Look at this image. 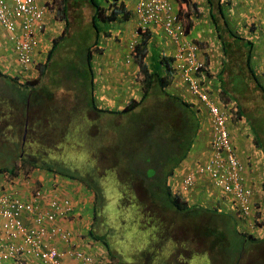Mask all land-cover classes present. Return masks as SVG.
<instances>
[{
	"label": "trees",
	"instance_id": "trees-1",
	"mask_svg": "<svg viewBox=\"0 0 264 264\" xmlns=\"http://www.w3.org/2000/svg\"><path fill=\"white\" fill-rule=\"evenodd\" d=\"M207 1L217 42L215 46L213 45V48L207 47V44L197 42L199 44L198 54L200 60L203 61L204 67L208 70L205 85L201 79V72H205V70L202 68L195 74L200 83V93L202 95L210 94L217 87V83H220L222 88L218 91V94H220L221 103L231 104L229 102L235 101L234 103L238 108L237 118L244 119L247 122L254 136V145L261 150L264 156V84H262L255 71L253 62L254 41L242 36L240 30L231 25L228 3L225 0ZM54 2L59 4L57 17L60 22L64 23V27L61 35L50 43V48L44 60L40 63L38 61L32 63L27 70L29 78L20 82L19 79L9 77L0 70L2 81L0 84V172L15 176L20 170H26L27 172L38 169L41 170V173L50 172L54 176H62L69 180L78 181L89 188L95 196L91 210L95 223L93 222L94 224L91 226L90 235L96 241L103 242L112 255L113 248L108 243L109 238L102 234L104 226H100V218H102L101 214L106 202L102 192L101 179L96 178L95 174L89 172L94 169L93 166H90L89 170L86 167L85 172H79L77 167H75V170L72 168V170L66 162H62V159L50 155L49 150L51 148L47 142L51 139L46 138V136L50 129L51 132L53 131L54 122H63L61 119L64 116L69 119V124L64 128L63 132L65 133L63 136L66 137L68 133V137H71L77 146L82 144L85 135L87 136V131L93 126L92 121L89 119V115L92 114L111 117L125 116L128 117L129 124L132 123L140 127L142 126L141 121L138 116L133 115V112L150 97L154 96L161 99V109L158 110L161 116L159 120L157 118L153 119L150 127H152L153 134H155L158 127L160 128L161 131L158 132L161 134V143L164 150L161 146V175L154 177L152 183H144L150 193V198L156 205H159V209L162 207L165 210L186 215L193 221L199 231V243L208 249L203 254L212 256L216 251L218 253L217 257H219H216L218 260L220 259L222 262L224 259L226 263L232 261L234 263L237 261L238 255L244 256V251H248L250 247L257 253L261 248L257 249L256 244L264 245V243L257 241L264 240H257L255 237L241 232L237 229L234 218L228 213H223L231 203L237 202L236 194L242 193L246 198L249 197L255 183L247 184V182H243L240 191L232 190L229 192L228 195H231V200L226 204L223 212L217 208L219 203L214 199H202V204L205 201L213 203L209 210L199 206L198 199L191 200V204H189L188 198L185 199L180 191L179 193L178 190L176 192L169 184L175 171L181 168L190 151L194 146L197 147L198 143L203 140L204 135L200 130L201 120L194 110L195 100H191L190 103L167 91L175 72L171 60L164 58V56L161 60V64L164 65L163 68L166 69L165 74L163 70L152 71L149 69L146 58L149 53L152 32L149 29L138 28L136 33L141 38V42L132 45L133 50L129 56L140 67L144 76L145 92L141 101L132 100L121 111L102 108L98 104L99 93L101 92H96L97 75L94 64L95 55L104 53V49L100 46V39L104 34L102 30L107 25L121 19L130 21L133 17L132 13L123 0H54ZM178 19L185 28V33L189 34L191 31L190 21L184 26L185 20L183 21V17L178 16ZM104 35L109 36V34ZM75 37H77L75 40L79 42L78 44L85 40L86 47L78 55L69 52L70 60L65 59L62 53L68 47L71 51L69 43L73 42ZM134 39L136 42V36ZM34 59H36V56ZM185 68L187 69L188 66H185ZM252 89L258 92L261 99L256 113L249 111L242 104L247 96L246 93ZM119 90L122 92L125 87ZM63 92L71 95L70 100L73 105L68 107L62 105L61 108H57L59 104L57 102L58 95ZM198 95L196 94V99L199 100V103H202ZM55 108L58 109V112L55 111ZM78 113H81L82 117L76 126L81 131L77 136H73L74 134L71 136L69 132L73 131L72 125L75 124L71 121L77 118ZM60 115H62V118H60ZM42 123L47 127H44L45 125L43 126ZM127 126L124 128H127ZM120 131L125 132L124 129H119L118 135ZM118 137L121 144L125 145L127 137L123 140L120 139V135ZM135 140L138 143L139 138H137V135ZM35 142H40V148L33 149L32 145ZM148 147V143L144 147H140V151H136L133 155V160L143 159L142 157L145 158V156L146 161L155 159ZM90 155H92V152ZM93 164L94 162H92ZM155 173L157 174L156 171ZM31 174L27 173V175ZM86 174L91 180L86 177ZM92 179L100 181V186L95 187L92 184ZM103 186H108V184L103 183ZM213 186L215 185L213 184ZM117 204L121 208H125L122 202ZM107 228L109 229L108 226ZM109 231L114 235L111 229ZM167 238L168 232H165L164 241ZM120 256L122 259L123 256ZM263 262V257H260L254 264Z\"/></svg>",
	"mask_w": 264,
	"mask_h": 264
},
{
	"label": "rangeland",
	"instance_id": "rangeland-1",
	"mask_svg": "<svg viewBox=\"0 0 264 264\" xmlns=\"http://www.w3.org/2000/svg\"><path fill=\"white\" fill-rule=\"evenodd\" d=\"M128 24L131 25L134 23L128 22ZM211 24L212 23H210V26ZM122 32H124V34H119L116 40V42L118 43V52H112V45L110 41L106 42L108 54L117 57L115 62H117V60H119L120 58V56L115 55V53H120V51L123 52L122 59L117 64H114V70L120 73H117V75L113 74L116 76L114 80L119 81L121 84H115V86H119L118 90H116L115 86H112L113 88H111V91L114 93H99L98 99V104L100 107L112 110L123 109L127 104V101H129L130 96H135L137 97V99L141 98V94H139L138 92L139 90L135 89L134 92H132L133 95L132 93L130 94L129 91L131 89H134V84L132 83L134 82V78L136 77L137 69V66L133 62V60L130 65L126 64L128 63L127 59H129V55L131 52L129 45L136 44L134 35H131L130 32ZM118 37H121V39H118ZM123 38H127L125 42L122 41ZM75 39H77V37L74 38L73 42L69 43L71 51H69L68 47L62 53L64 54L65 59L68 58V60H70L69 52H71L72 54L77 53L78 55L85 49V40H83L82 43L78 44L79 42ZM166 45L167 44H165V46H162V48H166ZM124 46H126L125 51L123 50V48H125ZM97 59L98 58H96V60ZM263 60L264 53L261 54L258 63H261ZM100 64L103 68V58L98 59L97 65L95 67L98 68V65ZM19 67L20 72H15V74L24 75V67ZM124 72H126V74H121ZM137 79L138 77L136 78V80ZM109 80L110 82L112 81V76ZM261 80H264V76L261 77ZM125 81L126 83L130 84V87L127 90L125 89L120 92L119 89L123 87ZM1 83L2 81L0 79V84ZM246 94L247 96L243 100L242 104L249 111L256 113L261 103L258 92L255 89H252ZM71 98L72 97L71 95H69V93L67 94L63 92L62 94H59L57 99V102L59 104L57 105V108H61L62 105H66L67 107L73 105L72 101L70 100ZM141 107L142 108L137 109V112L133 113V115L140 114L139 120L142 124V126L140 127H137L132 123L129 124V120L127 119L128 117L125 116L111 117L99 116L97 114L89 115V119L90 121H92L93 126L87 131V136L85 135V143L83 141L82 144H78L80 147L76 145L75 141H73L71 137H68V133L66 137L63 136V134L65 133L63 132V130L68 126L69 119L65 116L62 118L63 114L60 115V118H62L61 120L63 122H54L53 131L51 132L50 129L46 136V138L51 139L47 142V144H49L51 148L49 150V154L57 156L58 159H62V162H66V164H68L71 169L73 168L75 170V167H77L79 172H85L86 167L89 170V167L93 166L94 169L89 172L95 174L96 178L101 179L100 181L102 182L103 187L102 192L104 194V199H106V202L101 214L102 218H100V226H104V231L102 234L106 235V237L109 238L108 243L113 248L112 255L110 253L108 255L110 264H220L218 263L220 259L218 260L216 258L218 256V253L216 251L215 253H213V256L203 254V252L207 248L206 246L199 243V231L196 229L195 224L189 217L165 210L162 207L161 209H159V205H156L155 202L150 198V193L146 189L144 183H150V179L153 177H157V175L161 172L156 171V174V168H147L149 166H146L145 163H140L133 166V154L136 153L135 151H140V147H144V143L148 142V149L150 150L153 157L158 158V164L161 170V146L162 150H164V147L161 143V134L160 132H158L161 131L160 128L158 127L155 134H153V131L151 130L152 127H150L151 121L153 119L155 120V118L159 120V117L161 116L158 113V110L161 109V99L157 97H151ZM57 108H55L56 112H58ZM143 110L146 114L141 113ZM81 117V113H78L77 118L71 121L75 123L72 125L73 131L69 132L71 136L72 134H74L73 136H77L78 134H80L81 130L76 126V124L79 123ZM42 125L44 126L45 124L42 123ZM126 125H128L127 128H124ZM237 125L245 128L247 127V122L244 119H238L234 123V127H236ZM44 127L47 126L45 125ZM119 129H124L125 132L128 131L127 133H125L124 131H120L119 133L121 140L127 137V139H125V145H122L118 140ZM140 133H142V136H144V140H142L141 138L137 143L135 140V136L140 135ZM32 147L33 149L40 148V142H35ZM195 147L196 146H194L191 150L190 155L195 154L194 156H196L197 151H195ZM198 149H200V147ZM91 152L92 155H90ZM142 158L145 162L146 156L145 158ZM260 161L262 162V160ZM92 162H94L93 165ZM148 162H150V160H148ZM128 167H134V169L140 171L139 173L136 172L132 174L135 177V180L140 181V184H137V186L133 185L134 181L132 183V181L130 180V175L128 176V178H126L127 176L125 175V173H128ZM152 167H155L153 163ZM115 173L118 174L117 177ZM141 173L143 175H141ZM86 177L90 179L88 175ZM63 179L66 181H71L66 178ZM143 179L145 182H143ZM100 181L94 179L92 181V184L95 187H98L100 186ZM125 181H129L131 183L133 192L128 190V185L121 186L119 184V182L125 183ZM78 183L76 181V183L70 185L79 189L80 186L78 185ZM103 183L108 184V186L104 187ZM80 191L83 197L88 201L87 209L89 211V215L87 216L86 220H88L90 224L89 226H92L95 221L90 212L94 205V195L89 188H86L83 185ZM122 192H126L123 201H121V199L117 201ZM180 193L185 198L191 197L190 195L194 194L193 192L191 193L190 190H187L185 188H182V190H180ZM118 202H122L125 208H121L117 204ZM199 206H202V208L208 210L213 206V203L205 201V203ZM262 213H264V210ZM161 221L165 226H163L162 232L169 231L167 238L169 242L167 243L168 248L167 244L166 246L162 244L163 235L161 234ZM254 225L255 222H252L253 228ZM107 226L114 232V235H112L113 233L109 231ZM257 226H260L259 223H257L255 227ZM241 230V232L248 234L245 230ZM253 237H255L257 240H264V229L262 233H257ZM180 241L183 243L181 244V246H179L178 243ZM257 242L264 243V241ZM256 245L257 249H262V253L261 249L258 250L257 253H255L252 250V247H250L248 251H244V256L238 255L237 261H235L234 263L232 261L226 264L256 263L260 257L264 256V245L258 243ZM104 247L106 248V246ZM225 252L227 253V251ZM120 255L123 256L122 259ZM168 259L170 263L166 262ZM216 259L217 262L214 263L213 261ZM261 264H264V262Z\"/></svg>",
	"mask_w": 264,
	"mask_h": 264
},
{
	"label": "built area",
	"instance_id": "built-area-1",
	"mask_svg": "<svg viewBox=\"0 0 264 264\" xmlns=\"http://www.w3.org/2000/svg\"><path fill=\"white\" fill-rule=\"evenodd\" d=\"M46 13L39 0H0V23L12 35L18 60L26 68L35 61L39 36L47 30ZM137 13L143 29L159 24L176 42L184 34L168 0H141ZM198 52L195 44L185 43L178 55V67L213 120L212 154L196 172L184 178L183 186L190 189L197 175L206 174L216 187L227 192L240 191L242 169L234 154L229 129L234 104L214 102L209 95L200 93L199 80L194 78L205 67ZM50 183L54 193H48L46 183L38 187L34 174L12 176L0 172V264H66L55 242L72 244L75 235L64 228L61 221L71 220L76 209L73 200L64 194L60 179L55 178ZM236 195L245 197L242 193ZM73 256L83 264H106L83 251L73 252Z\"/></svg>",
	"mask_w": 264,
	"mask_h": 264
},
{
	"label": "crops",
	"instance_id": "crops-1",
	"mask_svg": "<svg viewBox=\"0 0 264 264\" xmlns=\"http://www.w3.org/2000/svg\"><path fill=\"white\" fill-rule=\"evenodd\" d=\"M139 0H124L127 8L132 13V19L130 21H125L123 19L118 22L113 23V25H109L107 30L114 33V37H110L109 41L112 45L111 51L118 52L117 49V36L121 33L124 34L130 32L136 36V41L141 42V38L137 35L139 20L135 14L136 7ZM171 6L174 8L175 12L183 17V21L185 20V24L187 25L188 21H190L191 31L188 35L184 37L187 41L199 42L201 44H207V47L213 48L215 46L216 36L214 35L212 24L210 26V15H209V5L207 0H168ZM228 3V13H229V21L231 25L240 30L242 36L249 38L254 41L255 44V52H254V66L255 71L262 82L264 84V80H261V77L264 76V60L261 63H258L261 54L264 53V0H225ZM40 6H42L46 11V26L47 30L45 35L42 37V42L40 46V52L36 53V60L41 62L44 60L46 56V48L50 47V43L52 40L56 39L60 32L63 30V24L57 19V11L59 9V4L55 3L54 0H40ZM128 22H133L134 24L129 25ZM210 30V31H208ZM150 31L152 32V37L149 45V56L146 59L148 66H151V61L153 59V53L161 52V49H166V56H174L176 52V46L171 42L169 38H167L163 28L161 25L152 24L150 27ZM116 36V37H115ZM121 39V37H118ZM127 38H123L122 41L125 42ZM166 48H162L165 46ZM165 43V44H164ZM106 47V42L103 43ZM103 46V47H104ZM123 50H126V46H124ZM212 50V49H211ZM115 55H119V60L116 61L115 56L109 55L108 50L106 48L104 55L97 56L96 58H103L104 67L102 68L101 64L98 65L97 71L100 73L101 80L99 81L98 92L100 91L102 94L111 92L113 84L120 83L117 80L115 75L120 73L114 70V64H117L123 56V52L115 53ZM95 58V65H97V61ZM36 61V62H37ZM214 65V64H213ZM152 67V66H151ZM154 68V66H153ZM0 69L8 74L12 73L13 75L20 72V67L18 66V62L16 61L15 55L13 53V44L10 41L9 34L5 33L0 27ZM20 74V73H19ZM115 74V75H113ZM126 74V72L121 73ZM17 75V74H16ZM24 76V75H20ZM112 76V81L110 82V78ZM121 84V83H120ZM123 87L127 90L130 87L129 83L126 81L123 84ZM116 90H118L119 86H115ZM123 91V90H122ZM130 91V90H129ZM170 91H173L175 95L180 96L183 99L193 100L191 99V95L188 93L187 88H183L182 86H173L170 88ZM114 93V92H112ZM196 103V100H195ZM200 107V106H199ZM202 120L207 123L209 121L208 111L207 109H203L202 114L200 115ZM248 128L237 125L233 128V137L232 142L237 147V156L240 162L245 166V181L248 183H255L257 188V194H261L260 186L264 183V156L261 150L252 145L251 139L247 136ZM203 132L204 138L201 140L197 147H195V151L198 154L204 155H196V161L192 163L191 167H196L198 165L199 159L207 158L209 149L206 146L207 142H211L212 136H210V127L206 126L201 133ZM200 147V149H198ZM256 150V151H255ZM252 157V158H251ZM198 159V160H197ZM262 160V162L260 161ZM256 163V164H253ZM191 168L186 166V168H182V173L177 171L176 175L178 179L176 180V184L179 185L178 189L182 190V177L184 174H188ZM184 173V174H183ZM66 182V181H65ZM48 189V193H54L52 189L53 184L49 183L48 186L45 184ZM176 187V186H175ZM199 192L196 194L190 195L193 200H202L205 198H209L210 200H216L212 194L217 195L218 191L212 189L208 183L204 185L198 186ZM64 193L67 194L74 202L76 219L61 221L63 223V227L73 231L75 235L72 244H65L60 240L56 241L55 244L60 252L64 254L63 260L66 264H83L82 262L75 259L73 256V252L78 250H82L84 252L90 253L95 256L98 261L105 262L108 260V251L105 250V247L101 245L99 242L90 241L92 237H90V229L88 220H86L89 215V211L87 209L88 201L83 197L81 191L77 190L75 187L70 186L66 182V187L64 188ZM91 213V212H90ZM90 241V242H89ZM110 263V262H109Z\"/></svg>",
	"mask_w": 264,
	"mask_h": 264
},
{
	"label": "clouds",
	"instance_id": "clouds-1",
	"mask_svg": "<svg viewBox=\"0 0 264 264\" xmlns=\"http://www.w3.org/2000/svg\"><path fill=\"white\" fill-rule=\"evenodd\" d=\"M101 1H104V0H101ZM124 1V0H123ZM141 0H139L138 1V4H139V2H140ZM125 3V2H124ZM39 4H40V0H39ZM137 4V5H138ZM174 9V8H173ZM46 11V10H45ZM175 11V10H174ZM47 12V11H46ZM176 13V12H175ZM135 14H136V16H137V18H138V20H139V24H138V28H141L140 27V18H139V16H138V13H137V7H136V11H135ZM46 15H47V13H46ZM58 16V11H57V15H56V17ZM177 16H179L178 14H177ZM182 16V15H181ZM47 18V17H46ZM57 19H58V17H57ZM59 20V19H58ZM60 21V20H59ZM118 22V21H117ZM62 23V22H61ZM110 26L111 25H113V23L112 24H109ZM109 25H107L102 31H103V33L104 34H109V36H107V35H104L103 34V36L101 37V39H100V46L104 49V53H105V50H106V47L103 45V43H105V42H107V41H109V38L111 37H114V31L113 32H111V31H109V30H107L108 28H111V27H109ZM152 25V24H151ZM151 25L149 26V27H147L146 29H149L150 30V27H151ZM159 25V24H158ZM182 26V25H181ZM184 26H186V24L184 25ZM0 27L2 28V30L5 32V33H7V34H9V36H10V41L12 42V44H13V53H14V55H15V58H16V61L18 62V66H22L21 64H20V62H19V60H18V55L16 54V51H15V43L13 42V38H12V35L7 31V29L6 28H4V26L0 23ZM63 27H64V24H63ZM162 27V26H161ZM163 28V30H164V32H165V34H166V36H167V38H169L170 40H171V42L172 43H174V46H176V52H175V54H174V56H171V57H169V56H166V53L165 52H167L166 51V49H161V52H157L156 54H154L153 53V59H152V67L150 66L149 67V69L150 70H152V71H157V70H163V72H164V74H165V72H166V69L165 68H163L164 67V65L163 64H161V60H162V58H163V56H164V58H167L168 60H171L170 62H171V64H172V66H173V69H174V75H173V78H172V83H171V85H170V87H169V89L167 90L170 94H173V95H175V93L173 92V91H170V88H172L173 86H182L183 88H187V91H188V93L192 96L191 97V99H193V100H196V103H195V107H194V110H195V112L198 114V116H199V119L201 120V122H200V124H201V131L206 127V126H209L210 127V131H211V133H210V136H212V140H213V135H214V132H213V120H212V118H211V116H210V114H209V112H208V116H209V121L207 122V123H205L203 120H202V118L200 117V115L202 114V112H203V109H206V107L202 104V103H199V100L198 99H196V94L194 93V91L191 89V86H190V82H188L187 81V79H186V77H185V73L183 72V71H181L180 70V68L178 67V65H179V61H178V55L181 53V49H182V46L185 44V43H193V44H195L197 47H198V51H199V44H197V42H193V40L192 41H187V40H185L184 39V37L186 36V35H188V34H186L185 33V28L182 26V28H183V30H184V34H183V36H181L180 37V40L178 41V42H176L169 34H168V32L164 29V27H162ZM63 31V30H62ZM62 31L60 32V35H61V33H62ZM46 32V31H45ZM45 32H44V34L42 35V36H39V40H40V45L37 47V49H35V51H34V57H35V54L36 53H38V52H40V46H41V42H42V37L45 35ZM59 35V36H60ZM58 36V37H59ZM116 37V36H115ZM134 38H135V36H134ZM138 41H136V43H137ZM166 44H169V42H167ZM104 46V47H103ZM134 46V45H133ZM133 46H132V44H131V46H129V48L131 49V52H132V50H133ZM49 48L50 47H48V48H46V50H45V52H46V55H47V52H48V50H49ZM131 52H130V54H131ZM150 52V51H149ZM104 53L102 54V55H104ZM199 53V52H198ZM102 55H95V57H94V64H95V58H96V56H101L102 57ZM150 54L148 53V56H149ZM130 56V55H129ZM148 56H147V58L146 59H148ZM46 57V56H45ZM199 58H200V55H199ZM35 61H37L36 59H34ZM128 60V63H126L127 65H130L131 63H132V59L131 58H129V59H127ZM35 61L33 62V63H35ZM133 62H134V60H133ZM173 62V63H172ZM40 63V62H39ZM147 63V62H146ZM36 65H37V63H36ZM96 66V65H95ZM137 66V65H136ZM153 66H154V68H153ZM24 67V66H23ZM30 67V66H29ZM29 67L28 68H26V67H24V70H25V74H24V76H21L20 77V75H16V74H12V73H10V74H8V73H6V72H4V71H2L1 69V71L3 72V73H5V74H7L9 77H12V78H17V79H19V82L20 81H22V80H25L26 78H29L28 77V75H27V70L29 69ZM95 71H96V75H97V90H96V92L98 91V88H99V81H100V79H101V76H98V75H100V73L97 71V69H96V67H95ZM216 72V71H215ZM137 74H138V76H137ZM37 76H38V70H37ZM208 76V70H207V68L205 67V72H202V80H203V82H204V85L206 84V77ZM138 77V79L136 80V78ZM194 79H196V80H198L196 77L194 78ZM143 81H144V76H143V74H142V72H141V69H140V67L139 66H137V69H136V77L134 78V82L132 83V84H134L133 86H134V89L132 90H130V94L132 93V92H134V90L136 89V90H139L138 92H139V94H141V98L140 99H137V97H135V96H130L129 97V101H127V104L125 105V107L123 108V109H121V110H124L125 108H126V106L128 105V103L130 102V101H132V100H136L137 102L138 101H141V99H142V97H143V94H144V92H145V88H144V83H143ZM199 87H200V83H199ZM222 88V86L220 85V83H217V87H215V89H213L212 91H211V93L210 94H207V95H209L210 97H211V99L214 101V102H219V103H221V98H220V94H218V91L220 90ZM132 95H133V93H132ZM152 97H154V96H152ZM151 98V97H150ZM160 99V98H159ZM187 102H190L191 103V100H188V99H185ZM147 102V101H146ZM235 101H231V102H229V103H231V104H234V109H235V111H234V117L231 119V121H230V123H229V129H230V133H231V144H232V146H233V149H234V154H235V156H236V158H237V160H238V162L240 163V166H241V182L243 183V182H246L245 181V175H244V171H245V166L240 162V160H239V158H238V156H237V147L233 144V142H232V137H233V128H234V123L239 119V118H237V114H238V108H237V106L235 105V103H234ZM222 104V103H221ZM230 104V105H231ZM224 105H227V104H224ZM200 106V107H199ZM139 108H142L141 106L139 107ZM138 109V108H137ZM121 110H115V111H121ZM140 110V109H139ZM138 110H136V111H134V112H137ZM208 111V110H207ZM133 112V113H134ZM141 113H144V114H146L145 112H144V110L141 112ZM136 116H138L139 117V115L140 114H135ZM137 120H138V118H136ZM246 128V130H247V128L249 129V132H250V127L248 126V124H247V127H245ZM246 132H248V131H246ZM142 133H140V135H141ZM140 135H137V138H139V140L142 138V140H144V136H140ZM247 136L251 139V143H252V145L253 146H255L254 145V141H253V139H254V136H253V134H252V132H251V134L250 133H248L247 134ZM212 140H211V142L209 143V142H207L206 143V146H207V148L209 149V151H208V155H207V158L205 157L204 159H199V161L197 162L198 163V165L196 166V167H191V165H192V163L193 162H195L196 161V157L194 156V155H190L189 154V156H188V158H187V160L181 165V168H179L178 170H176L175 171V174H174V176L170 179V182H169V184L174 188V190L177 192V190L178 191H180L179 189H178V187H179V185L178 184H176V180L178 179V177H177V171H179V173H182V168H186V166H187V168L188 167H190L191 168V170H190V172L188 173V174H190V173H194V172H196L198 169L197 168H199V166H201V165H204L206 162H207V160L210 158V156H211V154H212ZM148 143V142H147ZM147 143H144V145H147ZM256 147V146H255ZM135 151V150H134ZM256 151V150H255ZM136 152V151H135ZM191 152V151H190ZM134 155V154H133ZM196 155H198V156H200V155H204V154H198L197 152H196ZM252 158V157H251ZM198 160V159H197ZM146 161V160H145ZM140 163H145L146 164V166L148 165L149 167H147V168H156V170L155 171H157V172H161V170H160V166H157V164H158V158H155V159H152V160H150V162H148V161H146V162H144V159H137V160H133V166H135L136 164H140ZM152 163L155 165V167H152ZM253 164H256V163H253ZM146 168V169H147ZM128 169V176H129V174H133V173H136V172H140V171H138V170H136V169H134V167H132V168H130V167H128L127 168ZM145 169V168H144ZM133 170H135V171H133ZM27 174V173H32V174H34L36 177H37V179H38V184H37V186L38 187H42V183H46V185H48L50 182H52V180L53 179H55V178H58V179H60V181H61V186H62V188H63V190H64V188L66 187V182L70 185V184H73V183H76V181H74V180H71V181H66V180H64L63 178L64 177H62V176H54V174L53 173H50V172H42L41 173V170H38V169H35V170H29V171H27L26 172V170H20V172L18 173V174ZM116 174V173H115ZM184 174V173H183ZM188 174H184L183 175V177H182V188H184V186H183V181H184V178L188 175ZM116 175H118V174H116ZM141 175H143L142 173H141ZM160 174H158V176H159ZM196 182L194 183V186L193 187H191L190 189H188V190H190V192L192 193H198L199 192V188H198V186H200V185H204L205 183H208L209 185H210V187L212 188V189H214V190H216V191H218V193H217V195L215 196V194H212L214 197H216V200H214V201H217V203H219L218 204V206H217V208L218 209H220V211L221 212H223L224 211V208H225V206H226V204L228 203V202H230V200H231V195H228L229 194V192H227V191H225L223 188H218V187H216V186H213V181H212V179L210 178V176H208V175H197L196 176ZM67 179V178H66ZM148 179V178H147ZM43 180V181H42ZM151 180V182L150 183H152L153 181H154V177L153 178H151L150 179ZM66 181V182H65ZM137 181V180H136ZM204 181H206V182H204ZM143 182H145L144 181V179H143ZM77 183H78V181H77ZM119 184L121 185V186H123L125 183H122V182H119ZM78 185L80 186V188L78 189V188H76L77 190H79L80 191V189L82 188V184L79 182L78 183ZM71 186V185H70ZM176 186V187H175ZM260 186V190L263 192L262 193V195L260 196V194H257L256 192H257V188L256 187H254L253 189H252V191H251V195L249 196V197H244V199H242V198H239L237 195V202L236 203H231V205L230 206H228L227 208H226V210L223 212V213H228L230 216H232L233 218H234V222H235V224H236V226H237V229H239L240 231H242L241 229H243V230H245L246 231V233H248V235H251V236H254V235H256L257 233H262L263 232V229H264V213H262L263 212V210H264V183H262L261 185H259ZM65 194V193H64ZM65 195H67V194H65ZM67 197H69L68 195H67ZM95 197V196H94ZM185 198V197H184ZM187 198V197H186ZM185 198V199H186ZM95 199V198H94ZM191 200H193L191 197H188V202H189V204H191ZM117 201H119L118 199H117ZM198 202H199V204L201 205L202 204V200H198ZM193 204V203H192ZM209 210V209H208ZM91 214H92V212H91ZM92 216H93V214H92ZM76 219V213H75V216L72 218V219ZM71 219V220H72ZM252 222H255V225H254V228L252 227ZM257 223H259V225L260 226H257V227H255L256 226V224ZM163 226H164V223L161 221V234L163 235V245L164 246H166V244L167 243H169L168 241H167V239L164 241V238H165V232H162V228H163ZM159 227V228H160ZM165 227V226H164ZM90 230H92V227H91V229ZM73 232V231H72ZM90 232V231H89ZM166 232H169V231H166ZM90 237H92V236H90ZM188 239H192V238H188ZM94 238L92 237V239L90 240V241H92V242H94ZM89 241V242H90ZM96 241V240H95ZM97 242H99L101 245H104L105 246V244H103V242H100V241H97ZM179 243V246H181V244H183L181 241L180 242H178ZM167 248H168V244H167ZM181 248V247H180ZM105 250H107L108 251V249H107V247L105 248ZM167 250V249H166ZM78 251H82V250H78ZM84 252V251H83ZM87 253V252H86ZM109 253V252H108ZM109 255V254H108ZM207 255V254H206ZM193 256H195V255H193ZM213 256V255H212ZM169 258V257H168ZM217 258H219V257H217ZM263 260H264V256H263ZM110 262V260H109V258H108V260L106 259L105 260V263L106 264H110L109 263ZM167 263H170V261H169V259L166 261ZM214 263L215 262H217V259L216 260H214L213 261ZM218 263H220V264H226V262H225V260L223 259V261L221 262L220 260H219V262Z\"/></svg>",
	"mask_w": 264,
	"mask_h": 264
},
{
	"label": "flooded vegetation",
	"instance_id": "flooded-vegetation-1",
	"mask_svg": "<svg viewBox=\"0 0 264 264\" xmlns=\"http://www.w3.org/2000/svg\"><path fill=\"white\" fill-rule=\"evenodd\" d=\"M157 166H159V164H157ZM125 175L127 176L126 178H128V173H125ZM130 175V180L132 181V183H133V181H134V183H133V185L135 186H137V184H140V181H136L135 180V177L133 176V175H131V174H129ZM116 177H117V175H116ZM124 185H128L129 186V189L128 190H130V191H132L133 192V188H132V185H131V183L129 182V181H125V184ZM142 185H143V182H142ZM127 190V191H128ZM126 191V192H127ZM126 192H122L121 194H120V197H119V199L118 200H120L121 199V201H123V198H124V195H125V193Z\"/></svg>",
	"mask_w": 264,
	"mask_h": 264
}]
</instances>
